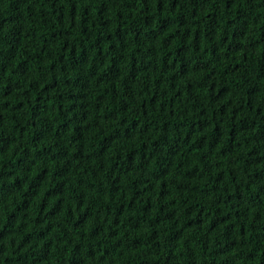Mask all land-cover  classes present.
Segmentation results:
<instances>
[{"label":"trees","instance_id":"trees-1","mask_svg":"<svg viewBox=\"0 0 264 264\" xmlns=\"http://www.w3.org/2000/svg\"><path fill=\"white\" fill-rule=\"evenodd\" d=\"M0 264H264V0H0Z\"/></svg>","mask_w":264,"mask_h":264}]
</instances>
